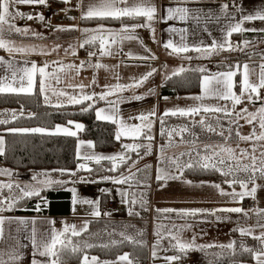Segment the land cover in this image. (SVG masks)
Segmentation results:
<instances>
[{
  "label": "crops",
  "instance_id": "crops-1",
  "mask_svg": "<svg viewBox=\"0 0 264 264\" xmlns=\"http://www.w3.org/2000/svg\"><path fill=\"white\" fill-rule=\"evenodd\" d=\"M46 2L65 6L68 11L66 13L47 15L42 11L43 4H15L10 6V11L13 13L22 12L25 14L23 17L16 16L11 20V23L16 27L27 31H25L24 34L15 31L9 34L7 25H5L4 38L6 41L10 42L9 46L12 47L13 51L10 53L6 49L0 48V57H3L4 60L7 61L5 64H0V87L6 89L0 93L32 94L35 91H39L43 100L51 106L75 104L70 102L69 97L74 96L80 98L82 95H92L94 93L95 96H93V99L86 101L100 103L96 113L98 110L104 109V111L101 112V116L114 115L116 118L115 124L117 132L120 129L121 121H123L125 125H140L141 121L135 119V117L154 111L155 115L149 117V120L153 122L150 133L147 128L144 129V132L151 136L156 134L161 122V117L164 119L168 116H173L170 114L165 116L164 114L167 110L161 112V108L163 107L162 104L165 102H180V108L183 109L197 106L227 107L232 112L231 115H225L223 112L205 113L203 111L198 114L214 113L228 117H231L239 110L241 111V109L260 110L264 107V92L262 91V88L259 89V98L253 93L251 94L253 97L252 100H248V102L242 101V103L236 105L233 109V102L231 100L218 99L213 95V92L217 87L215 81H213L212 84H209V92L207 95L205 94L203 83L205 76L211 78L219 73L234 71L236 73L233 77L235 86L232 91L236 95H240L242 91L241 83L243 76L231 65L235 62L245 61L249 58L224 61L221 60L222 58L220 60L216 58L212 59L211 56L216 54L228 55L234 50L242 49L245 45H250L258 39H264V21L258 19L247 21L243 19L245 16L255 15L257 12L264 13V0H243L238 3L222 2L218 0H147L148 3L154 5L156 8V14L151 22H146L143 17H138L136 19L123 17L127 20L120 24L84 23V20H86L85 18H82L84 12L87 11L88 6L91 4H96L98 6L99 0H69L68 3L63 2V0H46ZM127 3L128 6H133L141 3V0H127ZM224 4L228 5L226 12L222 9V5ZM118 6L124 7L125 5L120 4ZM168 8H188L190 11L185 19H180V13H174V18L168 19L166 12ZM41 15H43V20L40 19ZM28 16H31L32 19H27ZM238 22L241 23V28L243 30L240 32H233L231 36H228L227 33L230 30V26L235 25ZM146 23L148 26L136 27L134 31H129L127 34H117L125 25H142ZM101 26H103V29L105 30H112L113 33L112 35L107 32L103 33L108 37L104 44L102 45L101 41L97 39L95 42L85 44L84 47H81L80 45L86 39H89L93 35L98 36L100 34L92 30H98ZM85 29L90 31L85 32ZM122 35L130 36L131 38H121ZM113 39L115 40V43L111 42ZM169 41H171L176 47H187L189 50L176 52L172 48L165 47L166 43ZM214 42L215 47L213 48L212 46ZM221 45H223V47H221ZM102 47H104L105 50L110 51L112 54L101 55ZM197 47L202 50L199 52L196 51L195 49ZM206 48L211 54L204 51ZM17 49H24V51H18ZM89 52H95L96 55L89 56ZM263 55L257 58L258 60L253 61V59V65L248 67V74L253 75L254 84L259 83V77L262 70L261 66L264 65ZM138 57H144L145 59H138ZM87 59L89 62L86 65L85 63ZM82 62L84 66L81 68L80 65ZM9 63L12 65L11 68L8 67ZM33 64L37 67L48 66L46 68V73H48V75L43 81L44 91H41V77L39 74L34 78L31 91L8 90L11 88L20 89L21 87L28 89L27 79H24L23 81L20 79V77L23 76V72H21L20 69L31 68ZM94 64H100L106 67L94 68L91 66ZM210 64H216V70H203V67ZM68 65H73L74 67L69 68L67 67ZM61 68L63 70H61ZM181 69H183V71H181ZM190 69L202 72L199 89L197 91L186 93L180 92L173 95L162 94V87L170 77L181 74ZM13 71L16 72L15 78L12 75ZM149 72H151L152 75L138 87L126 89H116L113 87L115 85L134 84L135 81H138L143 75ZM80 85H84L83 89L79 87ZM110 91L114 94L108 95L104 99H100V94ZM136 96H143L144 98L137 100L135 99ZM201 96L204 97L202 100L193 99L194 97ZM257 114L258 115H256L253 122L259 120V112ZM250 119H252V117ZM101 120L112 122L108 119ZM72 122L74 123L57 124L49 129L42 128L45 129V131L38 133L67 135L62 131H56L59 126L60 128H68L70 131H74L76 132V135H78L83 127L77 129L75 124L81 123L75 121ZM144 123L147 124L148 122L145 121ZM36 128L38 127L19 129ZM0 138L3 139L2 136H0ZM118 141L120 145L115 150L99 151L93 140L79 139L77 142V156L80 159L79 166L83 164L85 165L83 169L87 170L91 168L92 163L97 162L95 159H88V157H107L122 154L124 157L123 160L117 159L116 161H111L102 159L99 162L110 161L115 169L120 168V172L113 176V180L116 178L131 176V179L127 180L125 183L110 184L121 194L122 198L124 196L127 197V201L125 202L131 207V203L134 199L133 190L144 186L142 182L143 179L146 180L150 178V163L147 161V158L142 155V147H140L141 149H138L139 151H132L124 148V145H142L143 142L149 143V141L144 135H141L136 139H132L130 136H121V139ZM133 152L141 153V159L136 165L132 163L123 167L122 165L126 164L128 161L125 160L129 155L132 156ZM159 168L160 171H162V168ZM0 169L7 170V174H0V200L4 201L3 204H0V208H7L8 204L12 203L11 210L0 211V217L4 219L3 225H0V228H2V232H0V260H3L5 264H34V261L38 262V264H47L50 258L40 255V251L43 249L38 247L39 243L41 240H46L54 231L62 232L65 224L75 225L76 228L80 226V229L76 230L81 234L78 236H72L69 232L67 234V240L77 237L78 242L82 244L85 240L84 238H86V240L90 239L85 232L89 227V221L91 219L102 218L112 222H120L122 223L120 225L123 226H128L133 221L143 222L149 220L148 215L150 214L149 211H151L149 209L145 212V215L142 216L138 215L140 213H105V211H107L106 204L109 200L113 201L114 207L112 208H116L117 206V200L113 195L98 188L80 184H72L71 186H68L67 188L71 191V195L64 198H58V202L69 204L70 211L67 213L41 211V207H47L53 202L49 198L35 201L32 205L24 204L19 206L18 201L28 195H25L24 191H21V188L18 187L25 183L28 186H25L27 187V190L36 189L35 186L37 180L36 178L33 179L36 171L32 169L15 170L2 165H0ZM163 170L166 169L164 168ZM148 173L149 175H147ZM134 174H137L138 179L135 178ZM140 178L142 180H140ZM167 180L174 181V183H178V185L182 186V188L172 189L176 191L177 194L178 191H181L180 194L187 192L189 195H194L181 196L174 199L162 198L159 195V198L157 199L158 201H155L164 205V207L159 210H177L170 212L161 211L170 216L163 220L164 223L170 222V219L177 215L173 218V222L176 223L175 231H177L181 227V224L183 225L182 222H187L186 220H181L182 216L185 215H182L179 210H204L197 212L195 215H206L207 213L215 214L217 212L221 213L223 215H221L222 218L220 221L215 220L214 222L212 219H207L209 227H213V225L219 223H226V228L229 229L230 232L227 221L230 211H224V209H236L233 207L236 205L239 207L242 203V200L235 201L231 199L230 194H222V192L231 193V188L213 180H195L184 177ZM167 180H162L157 184H159L161 188H165L166 186L162 184L167 182ZM186 181H191V183H187ZM7 185H12V187L8 188ZM213 185H219L220 188L217 189L216 187H213ZM43 187L39 189H42ZM73 189L81 190L82 193L84 192L86 200L90 198V201H93V203H91L90 206L85 204V206L79 207V201L75 197L76 190L73 192ZM239 189L244 190V188ZM103 193L107 195L104 207L101 206V204L99 206V202L97 201L99 199L101 200V194ZM245 197L246 196H244L243 200ZM250 198L255 199L254 196ZM74 200L76 201L75 204L73 202ZM256 201L257 204L259 203L261 205L258 210L256 207L253 209L255 211L264 212V199L261 200L259 198ZM156 202L154 204H156ZM96 210L100 212L99 216L93 214ZM154 212L152 211V214ZM172 213L173 215H171ZM153 215L152 221L155 220V215ZM200 219L201 218H199V220ZM205 220L206 219L202 221L200 220L198 223L202 224ZM21 221H26V223H22ZM85 224H87V229L81 231L85 228ZM201 227L203 226H200L199 228ZM110 228L114 229V227ZM261 228L262 226L252 225L250 227L251 231L248 232V229L244 230L243 235L247 234L248 237H261L264 235ZM160 233H162V231H157V234ZM160 235V241L155 242L154 238H152V242L150 240V251L147 262L133 260L128 251L120 253L117 257L106 259H101L97 254H85L84 256L89 258V264H91L92 257L98 258V264L99 262H109V264H129V261L131 264H164L169 261L168 258L173 256L178 257L186 252H194L198 254L203 248H229L228 245L219 243L218 240L213 237H209L210 241H207V239H197L195 237L194 240L183 241L176 239L174 236L170 238L168 234L164 235L162 233ZM34 236L36 240L35 245L33 242ZM97 237L100 239L105 237V235H103V230L92 236L93 239ZM116 237H119L120 239H111L113 241L106 243L103 241L100 243L108 244L123 239L134 240V237L132 238L128 235H116ZM180 244L191 246L182 251L179 248ZM208 245H211V247H207ZM257 252H264V249H260V251H256V253ZM125 254H127L128 260H120L119 257L124 256ZM82 261L80 263L60 262V264H82ZM260 262L261 264H264V260ZM248 263L258 264V261L255 258V253L253 260L239 261L236 264Z\"/></svg>",
  "mask_w": 264,
  "mask_h": 264
},
{
  "label": "trees",
  "instance_id": "trees-1",
  "mask_svg": "<svg viewBox=\"0 0 264 264\" xmlns=\"http://www.w3.org/2000/svg\"><path fill=\"white\" fill-rule=\"evenodd\" d=\"M127 19H86V24H120ZM202 72L190 69L181 74L170 77L162 87L163 95H173L180 92H192L199 89ZM100 103H92L91 101H83L82 103L64 104L59 106L48 105L42 98L39 91L32 94H3L0 93V110L19 109L22 108V114L13 120L3 121L0 123V136L3 137V152L0 154V165L7 166L15 170H40L52 169L51 173H62L70 177L69 181L63 185H56L53 187H45L39 191V195L25 196L18 201V205H32L35 201L49 198L53 202L47 207H41V211H51L52 213H67L70 211L68 203L58 202V198H64L71 195V191L67 188L72 184L86 185L89 187H101L106 184L115 183L113 176L120 172V168L112 170L114 167L110 161H101L92 163L91 168L83 169L79 167L80 159L77 156V142L79 139L93 140L97 150L99 151H113L119 145L116 139L117 127L116 124L110 121H104L97 117L96 110ZM211 115H220L214 114ZM200 114L193 116H168L164 118L165 134L161 135V122L157 129V139L160 142H165L168 138V131L178 128L179 126L188 125L187 122L192 117H198ZM69 121L79 122L83 125L82 130L78 135H58L38 132H22V131H6L9 128H23V127H38V128H53L57 124H66ZM201 133V132H200ZM153 140V136L152 139ZM146 141V140H145ZM144 157L149 156L145 147L141 149ZM141 153L133 152L131 158L123 164L125 167L129 164L139 161ZM163 161H159V167L162 169L168 168L169 171L174 169L175 165L168 163L161 166ZM189 162H187L188 164ZM205 162L193 161V167H185L180 164L182 175L178 177L190 178L195 180H213L217 181L229 188H242L240 183L229 184L228 181H240L230 177V172L222 168L220 164L215 167H202ZM64 170H71L65 172ZM62 171V172H59ZM64 171V172H63ZM227 172L228 175L223 173ZM74 173V174H73ZM108 177L110 179H105ZM256 181H263L264 176L261 173L256 177L251 178ZM162 181V179H155V185ZM249 182L247 186L254 184ZM250 199L246 196L245 200ZM107 200L105 193L101 194V206L104 207ZM57 201V202H56ZM244 205H247L244 201ZM139 206V205H137ZM145 206L144 213L148 211V204ZM142 206H139L142 207ZM133 224L141 226L144 225L142 221H133ZM120 222H112L102 218H95L89 221V227L85 232L90 237L89 241L93 240L94 234L104 230L106 227H117ZM114 225V226H113ZM131 225V224H130ZM128 225V226H130ZM133 226V225H132ZM140 229L139 227H134ZM237 233V232H235ZM238 234V233H237ZM243 236V235H242ZM249 246L234 245L232 248H203L199 255L198 264H236L239 261H249L254 258V243L253 236L248 237ZM71 244L60 251V262L66 263H80L85 254H97L101 259L114 258L120 253L128 251L135 261L147 262L149 255V240L148 238L134 240L123 239L108 244L95 243L80 248L78 238H72ZM78 247L79 251L72 252L71 247ZM242 246V247H239ZM240 248V249H239ZM259 248V247H258ZM246 249H251L248 251ZM261 250L264 249L260 246Z\"/></svg>",
  "mask_w": 264,
  "mask_h": 264
},
{
  "label": "rangeland",
  "instance_id": "rangeland-1",
  "mask_svg": "<svg viewBox=\"0 0 264 264\" xmlns=\"http://www.w3.org/2000/svg\"><path fill=\"white\" fill-rule=\"evenodd\" d=\"M27 31V30H26ZM9 32V31H8ZM14 31L9 32V34L13 33ZM251 54V55H250ZM264 54V39H258L255 42H253L250 45H245L242 49H237L231 52L228 55L224 54H216L211 56L212 59H221V60H232V59H246L245 61H238L233 63L231 65L235 70L239 73L242 74L244 73V65H247L248 67L253 65V61L258 60L257 58L261 57V55ZM264 56V55H263ZM225 65V64H224ZM239 65V70H237L236 66ZM217 66L216 64H210L207 65L206 67H203V70L205 71H214L216 70ZM252 74H248L249 82L254 83V78L252 77ZM180 100V99H179ZM248 94L246 93L242 97L243 102H248ZM180 102H165L162 104L161 112L163 111H168V110H174L177 108H180ZM22 108L19 109H7V110H0V121H10L13 120L14 118L20 116L22 113ZM259 110H248L247 113H241V111H237L235 114H233L231 117L225 116V115H211V114H200V116L192 117L188 120L187 124L188 125H182L179 126L178 128H175L177 131L172 133L171 138L168 136L167 140L165 142H160L159 139H157V131L156 134L153 136V140H148L149 143L143 142L142 145H151V151L148 152L149 156H146L147 161L150 163V178L144 180L143 179V185L140 188H135L133 190V201L131 203V207L129 204H127L125 201H127V197L124 196L122 198L121 194L113 188L112 185L106 184L101 187H98V189L103 190L104 192H109L110 194L113 195V197L117 200V206L116 208H109L105 213L107 214H112V213H120V214H128V213H134L138 214L140 216L145 215L144 213V208L145 206L142 205H147L149 204V211L150 214L148 215V221H143L144 225L139 226L136 224L131 223L130 226H123V225H118L116 224L117 227L114 225V229L110 228V226L106 227L103 230V235L105 237L100 238H95L91 241L86 238L80 244V248H84L90 244H95L100 243L105 241L110 242L116 239H120L119 237H116V235L121 236V235H128L131 236L132 238H148L149 242L152 238H154V241H160L161 240V235L160 234H168L170 238L174 236L176 239H180L183 241H189V240H194V237L197 239H207V241H210L209 237L216 238L219 243H224L225 245H230L232 244L233 247L234 245H243V246H249V240L248 235H243L241 230H247L250 232V227L252 225L255 226H262L261 230L264 232V212L263 211H255L254 207L258 210L261 204H257V201L255 202L254 206H249V205H244V196L241 198L240 196H232L230 195L231 199L235 201H241L242 203L237 207V205L233 208H240L242 211L240 212H235V211H230V216L228 215L227 221H228V226L230 228L227 229L226 223H219L216 225H213V227H209V222L207 219H212V221L215 222V220H221L223 214L221 213H207L206 215L198 214V215H185L182 216L181 220H186L187 222H182L183 225L181 224V227L175 231V226L176 223L173 222L172 217L170 219V222L164 223V219L166 217H170L169 215H166L165 213H162L161 211H158L159 209H162L164 205H161L160 203L156 202L158 201L157 199L159 198V195L163 198H168V199H174L178 198L181 196H190L194 194H187L182 193L178 191V194L176 191L172 189H177V188H182L181 185H178V183H174V181H169L165 182L162 185H165L166 187L161 188L159 184L154 185L155 179H157L158 175H161L162 173L164 175H173L178 177L180 172L177 171V166L172 169V171H169V169L166 167V170L161 169L160 171L159 168V161H163L161 166H164V164L168 163L170 165H177V164H184L186 165L187 162L191 163L193 161H202L208 164H220V166L225 170L230 172V177L238 179L240 181H245L248 182L250 181L251 178L256 177L257 174H259V171L255 172L253 176V172L251 167L247 171L244 170V165H249L251 166L253 164V156L256 158L255 160V166L257 168L261 167L262 161H264V140H258L255 137H253L252 140H242L240 139V136H250L253 133V130L255 129L256 136H260L262 133H264V129L260 128V119L261 116L259 114V120L253 123H248V120L251 118L248 116V113H258ZM240 113L242 117L244 118H239L236 114ZM258 115V114H257ZM203 120L204 124L201 125L200 121ZM210 125L214 131H209L206 126ZM26 128V127H23ZM31 128V127H27ZM181 128H186L187 131L181 132ZM11 129H19V128H9L6 131H10ZM201 132V133H200ZM223 132V135L221 136L219 133ZM239 132L240 136L237 135ZM171 139V144H169V140ZM205 145H211L212 148L214 149L215 152L219 153V155H213L212 149L209 151H205ZM164 147L163 152L161 151V147ZM222 148H231L233 149V153L229 154L226 151H222ZM141 149V148H140ZM255 149V151H253ZM139 151V150H138ZM247 153V155H242V152ZM181 153H190L191 155H183L181 156ZM199 153V155H197ZM205 156H210L211 159L208 161H205L203 158ZM177 157L179 158L177 160ZM131 156L129 155L127 157V160H129ZM223 159L224 163L221 164L219 163V160ZM175 161V163L173 162ZM138 161H135L133 164L136 165ZM180 166V165H179ZM144 168V167H142ZM146 168V167H145ZM181 168V167H180ZM33 170V169H32ZM36 171L34 176L37 180L36 182V189L39 191L41 187H53L56 186V184H66L70 177L67 175H63L60 173L59 175L57 173H51L52 169H40V170H34ZM65 172H71V170H64ZM63 171V172H64ZM62 172V171H59ZM149 175V173L147 174ZM146 175V176H147ZM135 178L138 179L137 174H134ZM140 180H142L140 178ZM15 182V181H12ZM35 184V183H34ZM248 185V184H247ZM27 186L25 183L22 185H19L18 188H21V191L26 189ZM71 186V185H70ZM154 186V187H153ZM255 187L256 191L254 193H251L250 195H245V196H250V197H255V199H264V182L263 181H256L254 184L251 186H247V188L244 190H236V189H231L232 192L236 193H242V192H251V189ZM42 188V189H43ZM97 188V187H93ZM184 188V187H183ZM75 197L79 201V207L80 206H90L91 203H85L84 201H90V198L86 200L85 193L81 192V190L75 189ZM166 191V193H165ZM196 197V196H195ZM194 197V198H195ZM156 200V201H155ZM99 202V206L101 204V200H97ZM93 203V201H91ZM156 202V204H154ZM84 203V205H83ZM263 203V202H262ZM247 204V203H246ZM142 206L139 208V206ZM155 205V206H154ZM144 207V208H143ZM254 208V209H253ZM132 209V210H131ZM155 212H154V210ZM152 211L154 212L153 214L155 215V220L152 221ZM84 213V212H81ZM223 213V212H222ZM227 213V212H224ZM153 215V216H154ZM173 215V213L171 214ZM183 215V214H182ZM206 219L202 224L198 223L200 220ZM225 218V216H224ZM148 222V223H147ZM80 224V223H79ZM201 224V225H199ZM133 225V226H132ZM200 226H203L199 228ZM80 227V226H79ZM77 227L76 229H80ZM134 227H139L140 229H135ZM112 229V230H111ZM114 230V231H113ZM195 230V231H194ZM157 231H162V233L157 234ZM175 231V232H174ZM105 232V233H104ZM113 232V233H112ZM237 232V233H235ZM243 235V236H242ZM254 237H260V236H253ZM113 239V240H111ZM185 239V240H184ZM72 240V239H71ZM254 243V253L256 251H260V246L264 247V242L260 239L254 238L252 242ZM242 247V246H239ZM259 247V248H258ZM232 248V247H230ZM235 248V247H234ZM240 249V248H239ZM201 251L198 252V254ZM188 252L184 253L187 254ZM196 255V264H198L199 261V255L190 252ZM183 255V254H181ZM264 260V256L260 257V261ZM249 264V263H248Z\"/></svg>",
  "mask_w": 264,
  "mask_h": 264
},
{
  "label": "snow or ice",
  "instance_id": "snow-or-ice-1",
  "mask_svg": "<svg viewBox=\"0 0 264 264\" xmlns=\"http://www.w3.org/2000/svg\"><path fill=\"white\" fill-rule=\"evenodd\" d=\"M63 2L68 3L69 0H63ZM46 0H0V48L6 49L8 52H12L13 49L12 47L9 46L8 41L5 40L4 38V33H5V25H7V30L9 32L11 31H15V32H19L24 34L26 30L20 29L18 27H16L15 25H13L11 23V20L14 19L16 16H21L23 17L25 14L22 12H15L13 13L12 11H10V6L15 5V4H45ZM123 4L125 5L124 7H119L118 5ZM222 9L226 12L228 9V5L224 4L222 5ZM189 9L188 8H168L166 10L167 12V18L168 19H172L174 18V13H180V19H185L186 15L189 13ZM156 14V8L154 5H151L150 3L147 2V0H141V3L135 4L133 6H128L127 0H99V5L97 6L96 4H91L88 6L87 11L84 12L83 17L85 19H92V18H98V19H108V18H112V19H121L123 17H128L131 19H136L138 17H143L145 18L146 22H151L154 18ZM27 19H32L31 16H28ZM40 19L43 20V15L40 16ZM244 20L247 21H253V20H262L264 21V13L261 12H257L255 15H247L243 18ZM144 26H148V24H142V25H131V26H127L125 25L119 33L117 34H127L129 31H134L136 27H144ZM243 29L241 28V23L238 22L235 25L230 26V30L228 31L227 35L231 36V34L233 32H240ZM255 30V29H253ZM85 32H88L90 30L85 29ZM94 32H98L100 33L98 36L97 35H93L91 36L89 39H86L80 46L84 47L85 44H91L93 42H95L97 39H99L101 41V44L103 45L104 42L108 39V37L106 35H104V32L109 33L110 35H112V30H105L103 29V26H101L100 29L98 30H92ZM121 38H131L130 36H124L122 35ZM112 43H115V40L113 39L111 41ZM165 47L168 48H172L174 51L176 52H181V51H188L189 49L187 47H176L172 44L171 41L167 42ZM213 48L215 47V42L212 46ZM221 47H223V45H221ZM18 51H24V49H17ZM196 51H201L202 49L197 47L195 49ZM205 52H208V49H204ZM75 54V53H74ZM112 53L110 51L105 50L104 47L101 48V55H111ZM208 54H211L210 52H208ZM96 53L95 52H89V56H95ZM138 59H145L144 57H138ZM7 63V61L4 60L3 57H0V64H5ZM55 63V62H54ZM83 62L81 63L80 67L82 68ZM94 68H100V67H106L104 65H100V64H94L91 65ZM8 67L11 68L12 65L9 63ZM48 66L45 65L44 67H37L35 64H33L31 66V68H24V69H20L21 72H23V76L20 77L21 81H23L24 79H27L28 81V89H24L23 87H21L20 89H16V88H11L8 89L10 91H31L33 82H34V78L36 77L37 74L40 75L41 77V91H44V78L48 75V73H46V68ZM67 67L71 68L74 67L73 65H68ZM237 70H239V65L236 66ZM261 73H260V77H259V83H250L249 82V78H248V66L244 65V73H243V80L241 83V93L240 95H236L232 89L234 88V82H233V77L236 74L234 71H228L226 73H219L214 77H208L205 76L203 83H204V89H205V94L207 95L209 92V84H212L213 81H215V85L217 86L213 92V95L216 96V98L218 99H222V100H231L233 102V109L235 108L236 105L242 103V97L247 93L248 94V99L252 100L253 97L251 94H255L257 98H259V89L264 88V65L261 66ZM61 70H63L61 68ZM154 71V70H153ZM181 71H183V69H181ZM175 74V73H174ZM13 77H16V72L13 71L12 73ZM152 73H146L145 75H143L138 81H135L134 84H130V85H115L113 86L116 89H126V88H131V87H138L141 84H143V82L145 80L148 79L149 76H151ZM81 89H83L84 85H80L79 86ZM6 89L3 87H0V92L5 91ZM63 94V93H61ZM114 94L111 91L107 92V93H102L100 94V99H104L106 96ZM93 96H95V94L93 93L92 95H82L80 98L77 97H69L70 102L72 103H82L83 101L86 100H92ZM143 96H136L135 99L139 100V99H143ZM204 97H194L193 99H197V100H202ZM47 99V97H46ZM112 103V102H110ZM104 109H100L97 111V117L99 119H108L111 120L113 123H116V118L114 115H108V116H101V112H103ZM201 111L207 113V112H223L225 115H231L232 112L227 108V107H220V106H197V107H190L187 109H183V108H177L174 110H168L165 112V116L167 115H180V116H191V115H196L198 113H200ZM248 110L245 109H241V113H247ZM259 114L261 116L260 119V128L264 129V107H262L259 110ZM155 112H151L148 114H141L139 117H135V119H139L141 121L140 125H125L123 123V121H121L120 123V129L116 134V139L120 140L121 136H130L132 139H136L137 137L144 135L146 139L151 140L152 136L150 134H146L144 132V129L147 128L149 130L150 133V129H151V125H152V121L149 120L150 116H154ZM239 118H244L241 116L240 113L236 114ZM256 113H248V116L252 117V119L248 120V123H252L253 120L256 118ZM147 121L148 123L145 124L144 122ZM0 123H3V121H0ZM69 124H73L74 122L69 121ZM201 125L204 124V121L201 120L200 121ZM75 127L77 129H80L83 127V125L81 124H75ZM208 128L209 131H214L215 129H213L210 125L206 126ZM10 131H23V132H44L45 129L42 128H36V129H11ZM57 132H64L67 135H71V136H75L76 132L74 131H70L68 128H60L59 126L56 129ZM177 131L176 129H171L168 131V136L171 138L172 133ZM181 132L183 131H187L186 128H181L180 129ZM165 134V129H164V120L163 117H161V135ZM221 136L223 135V132L219 133ZM238 136H240L239 132L237 133ZM253 137H255L258 140H264V133H262L260 136H256L255 133V129L253 130L252 135L250 136H240V139L242 140H252ZM4 141L2 138H0V154H2L3 152V145ZM83 143V142H82ZM169 144H171V139L169 140ZM140 147H145L146 151L150 152L151 151V145H135V144H128V145H124V148L132 150V151H136L138 150ZM210 149H212L213 151V155H219V153L215 152L214 149L212 148L211 145H205V151H209ZM164 147H161V151L163 152ZM222 151H226L229 154L233 153V149L231 148H222ZM253 151H255V149H253ZM181 156L183 155H191L190 153H181ZM197 155H199V153H197ZM242 155H247L246 151L242 152ZM262 155H264V153H262ZM88 159H95L97 161V163L102 160V159H107V160H111V161H116L117 159L123 160L124 157L122 154H118V155H113V156H97V157H88ZM179 158L177 157V160ZM205 161H208L211 159L210 156H205L203 158ZM253 160V164L251 166L249 165H244V170L247 171L249 169V167H251L252 172H253V176L255 174V172L259 171L261 173V176H264V161H262L261 163V167L257 168L255 166V160L256 158L253 156L252 158ZM175 163V161H173ZM219 163L223 164L224 160L221 159L219 160ZM177 166V171L180 172V174L182 175V169L180 168L179 164L176 165ZM215 167V165H209L208 163H204L202 164V167L204 168H208V167ZM80 168H84L85 165L81 164L79 166ZM185 167H193V165L191 163H188L185 165ZM115 170V167L112 169ZM0 174H7V170H2L0 169ZM74 174V173H73ZM224 175H228L227 172L223 173ZM177 178L176 176L173 175H164L163 173L161 175H158L157 179H162V180H167V179H175ZM33 179H35V177H33ZM105 179H110L108 177H105ZM131 179V176L129 177H121V178H116L114 179L115 183H125L127 180ZM187 183H191V181H186ZM240 183L242 188H247V184L248 182L245 181H228L229 184L232 183ZM249 182H253L254 183V179L252 181ZM8 188H11L12 185H7ZM213 187H216L217 189L220 188L219 185H213ZM24 194L31 196V195H39V190L38 189H34V190H27L24 189ZM256 191V188L253 187L251 189V192H242V193H236V192H232V193H223L222 190V194H230L232 196H240L241 198L245 195H250L251 193H254ZM73 192H75V190L73 189ZM75 204V200L73 201ZM85 203H92L91 201H84ZM4 201L0 200V204H3ZM12 208V203H9L7 208H0V211H4V210H11ZM158 211H164V212H170V211H177V210H173V209H163V210H158ZM182 214L185 215H195L197 212L200 211H204V210H179ZM224 211H235V212H240L242 211V209L236 208V209H224ZM94 215L99 216L100 212L98 210H96L94 213ZM22 223H26V221H21ZM4 223V219L2 217H0V225H3ZM87 229V224H85V228L82 229L81 231H84ZM242 234H244V230H241ZM0 232H2V228H0ZM71 233L72 236H78L81 233L79 231L76 230V226L75 225H67L65 224L64 229L62 232H53L52 234H50L46 240H41L39 243V248H42L43 250L40 251V255L42 256H47L50 259L48 260L47 264H60V251L66 247H68V245L71 244L70 240H67V234ZM63 237V238H62ZM256 239H260L262 240V242H264V235H262L261 237H254ZM67 240V243H66ZM34 245L36 244V240H35V236H34ZM191 245H185V244H180L179 248L180 250H184L188 247H190ZM90 247V245H89ZM203 247V246H202ZM207 247H211V245H208ZM228 247H233L232 244L228 245ZM248 251H251V249H246ZM71 251L72 252H77L79 251L78 247L76 246H72L71 247ZM264 256V252H257L255 253V258L258 261V264H261L260 262V257ZM179 257L173 256L168 258L169 260H176ZM120 260H128V256L127 254H125L124 256L119 257ZM0 264H5V262L3 260H0ZM34 264H38V262L34 261ZM82 264H89V258L87 256L83 257V261ZM91 264H98V258L96 257H92L91 258ZM99 264H109V262H99ZM129 264H131V262L129 261Z\"/></svg>",
  "mask_w": 264,
  "mask_h": 264
},
{
  "label": "built area",
  "instance_id": "built-area-1",
  "mask_svg": "<svg viewBox=\"0 0 264 264\" xmlns=\"http://www.w3.org/2000/svg\"><path fill=\"white\" fill-rule=\"evenodd\" d=\"M218 1H222V2H242L243 0H218ZM42 11L44 14L47 15H51V14H55V13H66L68 11V9L65 6H60V5H56L54 3L51 2H46L45 4L42 5ZM89 60L87 59L86 61V65L88 64ZM262 91L264 92V88H262ZM244 201L247 203V205L249 206H254L256 200L253 198H250L248 200ZM114 207L113 201L109 200L108 203L106 204V209L112 208ZM179 258L176 260H169L168 262L164 263V264H193L196 263V255L193 253L188 252L187 254H183V255H179Z\"/></svg>",
  "mask_w": 264,
  "mask_h": 264
}]
</instances>
